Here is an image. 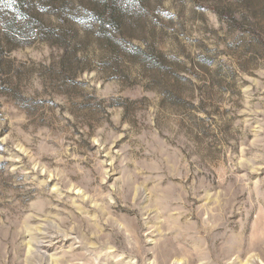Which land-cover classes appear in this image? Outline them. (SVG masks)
<instances>
[{"label":"rangeland","instance_id":"374dc122","mask_svg":"<svg viewBox=\"0 0 264 264\" xmlns=\"http://www.w3.org/2000/svg\"><path fill=\"white\" fill-rule=\"evenodd\" d=\"M31 243L264 264V0H0V264Z\"/></svg>","mask_w":264,"mask_h":264},{"label":"bare ground","instance_id":"6f19581e","mask_svg":"<svg viewBox=\"0 0 264 264\" xmlns=\"http://www.w3.org/2000/svg\"><path fill=\"white\" fill-rule=\"evenodd\" d=\"M78 191H80V190H78ZM84 201H86V200H84ZM69 235V234H68ZM67 236V235H66ZM33 240V239H32ZM31 246H33V244L31 243L30 244V248H29V254H31L30 255V257H29V260H28V263L27 264H33V262H34V258H33V254H32V248H31ZM36 255V254H35ZM41 255V254H40ZM49 257H51L50 255H49ZM51 258H53V257H51ZM42 262H49L48 260H43ZM52 262L54 263V264H60L58 261H56V260H52ZM181 264V263H180Z\"/></svg>","mask_w":264,"mask_h":264}]
</instances>
